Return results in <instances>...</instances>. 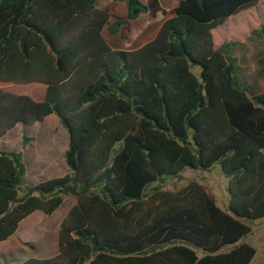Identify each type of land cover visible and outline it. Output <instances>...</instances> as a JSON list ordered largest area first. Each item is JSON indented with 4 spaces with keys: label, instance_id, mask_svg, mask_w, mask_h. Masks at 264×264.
Wrapping results in <instances>:
<instances>
[{
    "label": "trees",
    "instance_id": "1",
    "mask_svg": "<svg viewBox=\"0 0 264 264\" xmlns=\"http://www.w3.org/2000/svg\"><path fill=\"white\" fill-rule=\"evenodd\" d=\"M260 2L178 0L151 40L123 50L104 27L115 35L155 14L156 0H124L112 23L96 0H0V83L43 87L41 101L0 89V139L54 114L69 170L23 186L21 153L0 150V243L33 212L75 201L53 256L11 264H249L255 250L242 239L264 217V90L249 96L235 41L215 48L212 31ZM215 163L229 213L204 186H159Z\"/></svg>",
    "mask_w": 264,
    "mask_h": 264
},
{
    "label": "rangeland",
    "instance_id": "2",
    "mask_svg": "<svg viewBox=\"0 0 264 264\" xmlns=\"http://www.w3.org/2000/svg\"><path fill=\"white\" fill-rule=\"evenodd\" d=\"M143 3L148 0H141ZM178 0H156L157 12L153 15H139L135 20H128L121 25L115 35L107 33L104 27L102 37L110 48L133 49L149 41L156 34L161 22L172 15V10ZM97 8L105 10L109 15V23L116 19L124 18V0H96ZM261 6L255 11H244L227 20V25L214 30V41L225 38L235 41L237 44V58L240 63L248 64L246 60L245 47L249 39L256 37L250 32L257 26ZM249 34V38L247 35ZM244 43V44H243ZM249 52L252 56L261 55L259 47L254 45ZM234 57V56H233ZM260 63V62H259ZM41 89L39 85H10L0 83V89L13 94L28 95L33 89ZM33 99V98H32ZM34 100V99H33ZM36 101V100H35ZM21 136L30 140L24 146L21 143ZM68 136L61 127L57 117L50 114L41 122L30 126L22 124L15 125L10 133L0 140V149L21 150L26 162L27 172L22 179V185L32 186L50 178L60 177L68 170L63 161V151L67 148ZM120 144L115 145L118 149ZM37 156V157H36ZM35 158H39L38 163ZM196 183L206 187L214 197L216 206L223 212L229 213L227 208L228 193L226 190V177L221 173L218 164H213L208 170L184 168L179 177L166 178L159 185L151 183L149 188L160 186L162 190L176 191L189 183ZM20 196V194H19ZM71 196H64L61 205L49 216L38 212L31 214L18 224L15 233L10 240L0 244V264H11L21 262L28 258H48L56 252V233L62 218L66 215L69 204L73 202ZM63 214V215H62ZM62 216V217H61ZM251 232L242 240L255 250V254L249 264H264V217L251 221ZM8 254V255H7ZM5 255V256H4Z\"/></svg>",
    "mask_w": 264,
    "mask_h": 264
},
{
    "label": "crops",
    "instance_id": "3",
    "mask_svg": "<svg viewBox=\"0 0 264 264\" xmlns=\"http://www.w3.org/2000/svg\"><path fill=\"white\" fill-rule=\"evenodd\" d=\"M257 6H261L262 7L261 9H262L263 12H261L259 14V20H258L257 26L254 28V30L256 31V35H253V36H255L256 38L255 39L254 38L253 39H249L250 42H248V44H246V47H245V51H247L246 52V55L248 56V57H246V60H249L248 61V64H245V63L242 64V63H240L239 58H237V45L239 43H242L241 41H238L237 44L234 45V47H233V49L231 51V56L232 57L234 56V58L236 59L235 72H236L237 76L240 78V80L243 83H245L246 86L248 87L249 96H254V95L260 94L264 90V39L261 37L260 33L258 32V30H259L260 27H263L264 28V2L263 3H261V2L258 3L255 6V8ZM255 8L250 9V10L255 11ZM250 10H247V11H250ZM232 17H229V18H232ZM226 25H227V21L225 22V24L223 25V27L226 26ZM212 34H213V41H214V39H215L214 38V31H212ZM226 35H228V34L225 32L223 41L222 40H219L216 44H214V47L215 48H217L221 43L226 42L228 40H231L229 38L228 39L225 38ZM249 37L250 36L248 34L247 35V38H249ZM256 44L261 45V47H259V50L261 51V55L254 57L253 55L251 56L249 52H251L250 50H252L254 48L253 46L256 45ZM251 54H252V52H251ZM31 85H33V84H31ZM28 96L31 97V98H33L36 101H41L42 98H43V87L41 86V89H36V87H35V89H33V90H31L29 92ZM11 130H9L2 138H4L5 136H7L10 133ZM0 150H3V149H0ZM7 151H15V152H20L21 153V150L20 149H18V150H7ZM263 153H264V151H263ZM24 157L25 156L22 155V161L24 163V166H26V162H24ZM35 160H37L38 163L40 162V159L39 158L38 159L35 158ZM26 172H27V168L25 167V174H26ZM68 172H69V170H67L65 173H68ZM74 204H75V201L73 200V202L69 204V208L72 205H74ZM37 213H38V211L33 212L32 214L37 215ZM10 237L8 239H6L5 241L10 240ZM3 242H1V243H3Z\"/></svg>",
    "mask_w": 264,
    "mask_h": 264
}]
</instances>
